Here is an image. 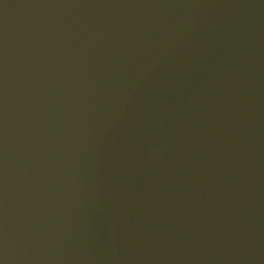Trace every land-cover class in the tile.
Wrapping results in <instances>:
<instances>
[{"label": "water", "instance_id": "95a60500", "mask_svg": "<svg viewBox=\"0 0 264 264\" xmlns=\"http://www.w3.org/2000/svg\"><path fill=\"white\" fill-rule=\"evenodd\" d=\"M0 264H264V0H0Z\"/></svg>", "mask_w": 264, "mask_h": 264}]
</instances>
